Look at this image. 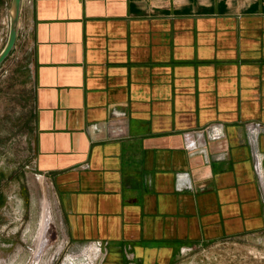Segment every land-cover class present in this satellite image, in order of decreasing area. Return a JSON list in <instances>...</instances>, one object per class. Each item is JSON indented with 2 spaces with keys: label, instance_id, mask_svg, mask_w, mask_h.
Returning a JSON list of instances; mask_svg holds the SVG:
<instances>
[{
  "label": "crops",
  "instance_id": "0c3cea01",
  "mask_svg": "<svg viewBox=\"0 0 264 264\" xmlns=\"http://www.w3.org/2000/svg\"><path fill=\"white\" fill-rule=\"evenodd\" d=\"M10 58L71 243L174 264L264 232V0H23Z\"/></svg>",
  "mask_w": 264,
  "mask_h": 264
},
{
  "label": "rangeland",
  "instance_id": "374dc122",
  "mask_svg": "<svg viewBox=\"0 0 264 264\" xmlns=\"http://www.w3.org/2000/svg\"><path fill=\"white\" fill-rule=\"evenodd\" d=\"M11 7L12 0L0 7L1 45ZM12 62L9 56L0 68V264H102L104 248L70 242L53 183L34 165L19 83L6 78ZM184 248L174 264H264V232Z\"/></svg>",
  "mask_w": 264,
  "mask_h": 264
},
{
  "label": "built area",
  "instance_id": "2783aa9c",
  "mask_svg": "<svg viewBox=\"0 0 264 264\" xmlns=\"http://www.w3.org/2000/svg\"><path fill=\"white\" fill-rule=\"evenodd\" d=\"M211 131V137L213 139H220L222 137V131L218 126H215L214 132ZM246 131H247V139L248 144L251 152V158L253 162L254 172L257 178V182L259 185L260 194L262 197V200L264 202V179L262 178V169L264 170V155L260 147V139L261 135L264 134V125L259 122H250L246 124ZM95 246H97V249L102 251L103 246L102 243H94ZM182 252H185L186 249L183 248L181 250ZM136 264V263H133Z\"/></svg>",
  "mask_w": 264,
  "mask_h": 264
},
{
  "label": "water",
  "instance_id": "95a60500",
  "mask_svg": "<svg viewBox=\"0 0 264 264\" xmlns=\"http://www.w3.org/2000/svg\"><path fill=\"white\" fill-rule=\"evenodd\" d=\"M22 2L23 0H12L9 35L6 45L0 52V68L7 61L16 46L21 22Z\"/></svg>",
  "mask_w": 264,
  "mask_h": 264
},
{
  "label": "bare ground",
  "instance_id": "6f19581e",
  "mask_svg": "<svg viewBox=\"0 0 264 264\" xmlns=\"http://www.w3.org/2000/svg\"><path fill=\"white\" fill-rule=\"evenodd\" d=\"M261 175H262V178L264 179V170L262 169V173H261ZM49 215V214H48ZM50 217V216H49ZM49 224V220L46 218V219H44L43 220V232H44V230L46 229V227H47V225ZM94 246V245H93ZM62 247V246H61ZM60 247V248H61ZM97 247V246H96ZM86 248V247H85ZM93 249V248H92ZM91 250V249H90ZM94 250V249H93ZM95 251H96V249H95ZM95 251L93 252V251H91V252H93V253H95ZM97 253V252H96ZM85 260V259H84ZM68 263H70L69 261H68ZM73 263V262H72ZM78 264V263H77Z\"/></svg>",
  "mask_w": 264,
  "mask_h": 264
},
{
  "label": "trees",
  "instance_id": "16d2710c",
  "mask_svg": "<svg viewBox=\"0 0 264 264\" xmlns=\"http://www.w3.org/2000/svg\"><path fill=\"white\" fill-rule=\"evenodd\" d=\"M4 4V0H0V6Z\"/></svg>",
  "mask_w": 264,
  "mask_h": 264
}]
</instances>
